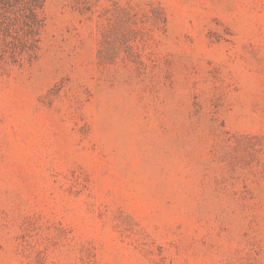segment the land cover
I'll list each match as a JSON object with an SVG mask.
<instances>
[{"label":"rangeland","instance_id":"374dc122","mask_svg":"<svg viewBox=\"0 0 264 264\" xmlns=\"http://www.w3.org/2000/svg\"><path fill=\"white\" fill-rule=\"evenodd\" d=\"M0 264H264V0H0Z\"/></svg>","mask_w":264,"mask_h":264}]
</instances>
